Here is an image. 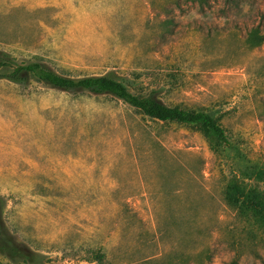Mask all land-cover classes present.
<instances>
[{"label":"rangeland","instance_id":"1","mask_svg":"<svg viewBox=\"0 0 264 264\" xmlns=\"http://www.w3.org/2000/svg\"><path fill=\"white\" fill-rule=\"evenodd\" d=\"M264 0H0V63L201 110L0 79V264H264Z\"/></svg>","mask_w":264,"mask_h":264},{"label":"trees","instance_id":"2","mask_svg":"<svg viewBox=\"0 0 264 264\" xmlns=\"http://www.w3.org/2000/svg\"><path fill=\"white\" fill-rule=\"evenodd\" d=\"M263 41L264 36H260L257 43ZM0 79H5L14 84H27L34 81L63 92L109 95L150 120L181 125L192 124L204 135L210 136L218 146H228L224 131L212 114L201 110H185L177 106H167L152 95L145 97L133 95L123 84L105 75L71 79L54 73L39 62L12 64L9 61H3L0 63ZM18 251V247L6 236L0 218L1 254L7 253L14 257Z\"/></svg>","mask_w":264,"mask_h":264}]
</instances>
